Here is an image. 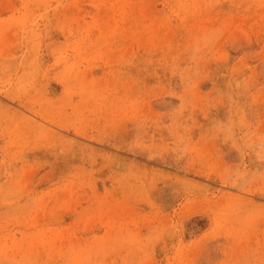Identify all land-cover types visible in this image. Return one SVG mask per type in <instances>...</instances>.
<instances>
[{
	"label": "rangeland",
	"instance_id": "374dc122",
	"mask_svg": "<svg viewBox=\"0 0 264 264\" xmlns=\"http://www.w3.org/2000/svg\"><path fill=\"white\" fill-rule=\"evenodd\" d=\"M0 264H264V0H0Z\"/></svg>",
	"mask_w": 264,
	"mask_h": 264
}]
</instances>
